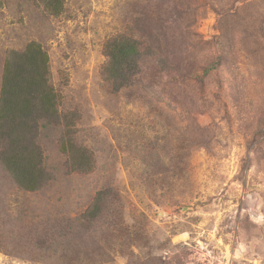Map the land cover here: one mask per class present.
<instances>
[{"label":"rangeland","instance_id":"rangeland-1","mask_svg":"<svg viewBox=\"0 0 264 264\" xmlns=\"http://www.w3.org/2000/svg\"><path fill=\"white\" fill-rule=\"evenodd\" d=\"M60 1L0 0V87L40 44L89 166L56 126L39 189L0 162V264H264V0ZM122 35L147 53L127 88L105 65Z\"/></svg>","mask_w":264,"mask_h":264},{"label":"trees","instance_id":"trees-1","mask_svg":"<svg viewBox=\"0 0 264 264\" xmlns=\"http://www.w3.org/2000/svg\"><path fill=\"white\" fill-rule=\"evenodd\" d=\"M44 2L53 14L61 12L60 0ZM141 46L137 37L129 35L107 40L105 65L109 78L119 88L129 87L142 56H147ZM60 103L61 94L50 84L48 56L40 44L31 41L7 59L0 87V162L24 190H37L49 180L38 142L43 127H60V150L66 155L70 169L85 171L89 166L85 153L74 152L76 115L61 110Z\"/></svg>","mask_w":264,"mask_h":264},{"label":"bare ground","instance_id":"bare-ground-1","mask_svg":"<svg viewBox=\"0 0 264 264\" xmlns=\"http://www.w3.org/2000/svg\"><path fill=\"white\" fill-rule=\"evenodd\" d=\"M2 77V76H1Z\"/></svg>","mask_w":264,"mask_h":264}]
</instances>
